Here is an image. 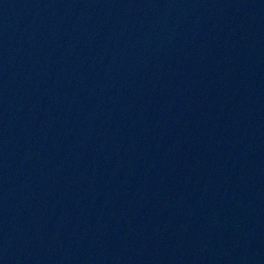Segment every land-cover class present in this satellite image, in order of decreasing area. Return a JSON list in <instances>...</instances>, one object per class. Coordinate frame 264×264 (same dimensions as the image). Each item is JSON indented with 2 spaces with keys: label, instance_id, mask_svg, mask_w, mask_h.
<instances>
[{
  "label": "water",
  "instance_id": "1",
  "mask_svg": "<svg viewBox=\"0 0 264 264\" xmlns=\"http://www.w3.org/2000/svg\"><path fill=\"white\" fill-rule=\"evenodd\" d=\"M0 264H264V0H0Z\"/></svg>",
  "mask_w": 264,
  "mask_h": 264
}]
</instances>
